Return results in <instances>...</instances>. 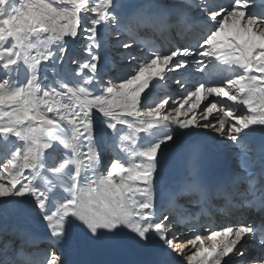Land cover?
Listing matches in <instances>:
<instances>
[{
	"label": "snow or ice",
	"instance_id": "1",
	"mask_svg": "<svg viewBox=\"0 0 264 264\" xmlns=\"http://www.w3.org/2000/svg\"><path fill=\"white\" fill-rule=\"evenodd\" d=\"M125 7L126 0H0V233L12 237L0 240V264H77L58 250L77 236L109 253L149 257L105 264H264V255L245 261L249 243L264 248V0H142L126 14ZM144 29H171L180 42L167 54L145 48L137 42ZM78 37L87 41L83 61L68 55ZM21 62L24 83L13 79ZM104 64L113 73L107 81ZM193 77L179 106L171 96L152 106L154 88L171 80L186 90ZM210 95L218 99L197 119L194 109ZM166 105L174 115L163 114ZM176 147L181 172L169 182ZM106 151L113 159L103 167ZM237 212L246 216L210 230V247L201 235L180 241L178 231L197 230L205 215ZM30 214L52 242L42 254L31 251Z\"/></svg>",
	"mask_w": 264,
	"mask_h": 264
},
{
	"label": "bare ground",
	"instance_id": "2",
	"mask_svg": "<svg viewBox=\"0 0 264 264\" xmlns=\"http://www.w3.org/2000/svg\"><path fill=\"white\" fill-rule=\"evenodd\" d=\"M89 2L91 4H94L96 2H98V0H89ZM142 0H126V7L124 8V13H128L131 11L132 7L138 3H141ZM16 3L19 4V0H16ZM252 11H255L256 8L250 9ZM171 31V33H170ZM78 39V38H77ZM76 41V40H75ZM75 41H70L69 42V56H72L74 54H78L80 53V49L77 48V43ZM14 41L11 40V38H9V41L6 42L5 46H11V44ZM137 42L139 45L144 46L145 48L148 49H161L165 51V54H167V50L169 47H175L180 40L175 36L174 32L169 29L166 30L164 32H156L153 31L152 29H144L141 30L138 38H137ZM87 43V41H84L81 44V46L83 47V45H85ZM138 54H140L139 49H137ZM33 55H35V50H33ZM102 57L108 55V51L107 49H102L101 51ZM84 59H86V55L84 53V51L82 53H80V57ZM82 58V59H83ZM103 63V61H102ZM66 66L69 73L74 72L76 69L74 67H72L71 62L67 59H65L64 65H62V67ZM128 66V67H127ZM26 67V65H24L21 62V71L19 73L18 76L13 77L14 80H16L18 83H24L26 82L24 80V78H22L21 76L25 75L26 73L24 72V68ZM45 64L42 62L41 64V68H44ZM120 69H122L123 71H127L130 67L129 64L122 63L119 65ZM127 67V68H126ZM131 68V67H130ZM110 71V66L108 64H104L103 68H102V72L104 74H107V76H105L106 79H108L109 75H113V74H108L107 72ZM223 75H228L227 72H223ZM3 74H0V77H2ZM49 79L47 81H45L44 83H51L52 82V73L49 70V72L47 73ZM68 79H71V76L68 77ZM199 77H193L191 79V82L188 84L187 89L188 88H194V84L195 81L198 80ZM107 81V80H105ZM2 82V81H0ZM171 82V84H170ZM175 84L172 83V81L170 80L167 84L166 87H160L157 86L156 88H154L151 92L148 93V97H150L151 99V103L152 106L155 105V101L156 99L162 97L163 95H173L172 99L177 100V105L179 106V102L182 101V97L184 96V94L187 92L185 89H182L180 87H178L175 90ZM194 90V89H193ZM192 89L188 90V92L193 91ZM98 94V93H97ZM144 99V97H142V100ZM218 98H216L214 95H210L208 96V98L206 100H202L200 103H202V105H199L196 109H194L195 113H196V118L197 119H201L202 116L205 114V109L207 108V106L216 101ZM191 103H195L194 98L190 101ZM65 103H67V101H65ZM218 108L220 107V105L218 104L217 106ZM225 107H227V105H225ZM187 108V105H185V109ZM163 114H172L174 115V113H172L171 108L169 106L166 105V108L164 110ZM96 114L94 113V116ZM189 115L191 116V113H189ZM215 115V113H214ZM212 117H210L211 119ZM98 119V117H97ZM131 119V118H130ZM68 134H69V138H70V130H67ZM98 138L100 137V131L98 128ZM144 133H141V138L144 136ZM109 140L110 137H108ZM71 151V150H69ZM110 152V151H109ZM111 156V158L109 157ZM117 156V155H116ZM118 158H120L121 160H123L121 158V156H117ZM113 159V154L110 152L104 156L103 155V160L105 162L104 167H106L107 163ZM242 215V213H235L231 216L228 215H220V216H215V217H210L208 215H205L203 218H200L198 221V230L196 232V230H191V229H180L178 231V235L180 236V241L183 243H186L188 240H192L194 239V235H201L202 237H205L204 243L206 247H210L212 241L209 239H206V237L210 234V230H218L221 227H226L229 226V224L233 223L235 220L239 219V217ZM246 216V214H245ZM2 223V222H0ZM26 227L28 228L29 232L33 231V233H36V230H39V236H44L46 233L48 234V230L46 228V224L42 221V219L35 215V214H30L24 221ZM211 225V229L209 228V226ZM4 239H9L11 240L12 237L8 236L6 237L4 234L0 233V240ZM3 239V240H4ZM51 241H46L44 244L39 245L37 248H32L31 251L34 253H40L42 254L44 250H47L50 245H51ZM18 244V242H17ZM19 246V245H18ZM36 246V245H35ZM58 250H63L65 251L66 255L68 256L69 259L76 261L77 264H105V262L108 261H114V260H123V257L120 254H113V253H109L103 250H100L96 247L90 246L87 243L83 242L79 236H77V238L74 240V242L70 245L67 246L63 249H58ZM131 250L135 256L137 257V259L139 261H143V260H147L148 254L147 252H141L135 249H128ZM191 251H194V249H192L191 247H189L188 249H186V254H190ZM264 255V248H261L259 244H257L256 242H251L248 245V251L246 253L245 256V261H250L255 257ZM177 264H181V262L178 260Z\"/></svg>",
	"mask_w": 264,
	"mask_h": 264
},
{
	"label": "rangeland",
	"instance_id": "3",
	"mask_svg": "<svg viewBox=\"0 0 264 264\" xmlns=\"http://www.w3.org/2000/svg\"><path fill=\"white\" fill-rule=\"evenodd\" d=\"M90 3V2H89ZM91 4V3H90ZM89 15H94V14H91V13H89ZM85 40H83V39H81V38H79L78 37V39H76V43H77V48L78 49H80L79 51H80V53H82L83 52V47L81 46V44L80 43H82V42H84ZM80 53H78L77 55L76 54H74V56H76L77 58H79L81 61H83L84 60V58H83V56H82V58L80 57ZM73 56V55H72ZM72 65V67H74L75 69L77 68V65H74V64H71ZM128 67V66H127ZM126 67V68H127ZM130 67H132V66H130ZM130 67H129V69L127 70V71H129L130 70ZM127 71H125V72H127ZM108 74H113L111 71H108L107 72ZM105 76H107V74H105L104 75V79L105 80H107L106 78H105ZM170 84H171V82H170ZM175 87H179V86H177V85H175ZM177 88H175V90L177 89ZM190 89H194V88H188L186 91V93L184 94V96L182 97V100L185 98V97H187L188 96V90H190ZM165 96H168V95H163L162 97H160V98H158V99H156V101H155V103H158V102H160V100H162ZM169 96H171V97H173V95H169ZM170 104H171V100H170V102H169ZM199 105H202V103H200ZM110 158H111V156H109ZM3 238V237H2ZM4 239V238H3ZM2 239V240H3Z\"/></svg>",
	"mask_w": 264,
	"mask_h": 264
}]
</instances>
